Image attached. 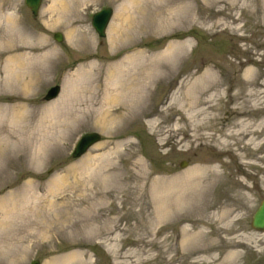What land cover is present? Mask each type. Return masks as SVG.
Returning a JSON list of instances; mask_svg holds the SVG:
<instances>
[{
    "label": "rangeland",
    "instance_id": "1",
    "mask_svg": "<svg viewBox=\"0 0 264 264\" xmlns=\"http://www.w3.org/2000/svg\"><path fill=\"white\" fill-rule=\"evenodd\" d=\"M106 7L100 39L92 17ZM127 58L121 79L157 82L120 112L127 97L108 104L106 87ZM11 59L24 67L8 73ZM208 69L223 91L215 131L238 112L264 116V0H44L37 17L25 0H0V264L262 263L264 233L220 204L241 191L234 157L191 139L171 105ZM87 133L100 140L74 158ZM237 146L243 164H264V145ZM212 161L220 175L202 180Z\"/></svg>",
    "mask_w": 264,
    "mask_h": 264
},
{
    "label": "bare ground",
    "instance_id": "2",
    "mask_svg": "<svg viewBox=\"0 0 264 264\" xmlns=\"http://www.w3.org/2000/svg\"><path fill=\"white\" fill-rule=\"evenodd\" d=\"M234 1L236 4L238 0ZM240 3L244 6L246 5L247 0H240ZM11 18H7V23L10 24L12 22ZM22 57H24V55ZM124 62L125 63H119L116 66L117 68L113 67L109 70V83L106 87V91L108 93V96L106 97L108 104L115 101L117 103L120 101V97H127L122 103V108L118 109L120 112L122 110L131 109L130 96H133L137 91L142 92L143 95L147 94L148 90L152 86L151 83L153 82L155 84L157 82L155 78L152 80V78L149 79L147 76L143 79H139L130 75L127 79H121L124 73V64L128 66L133 64L130 60H128V58ZM9 63L11 66H8V73L12 71L11 68L14 69V67H24V63L22 61L11 59L9 60ZM29 84L30 83L24 82L23 86L26 87ZM221 87L222 84L218 78L215 77V73L209 69L205 70L199 78L193 80L186 87H184L183 91H179V93L177 92V95H173L171 105H177L183 112L186 113V118L189 122L188 129L190 130L189 133L191 135V139H194L195 141L203 139V144L207 147H217L223 155H226V153L232 154L234 157L233 159L238 164V170L248 176L250 174L248 165H251L252 169L260 168L263 161H260L259 158L262 156H249L252 160L249 159L248 162L244 160L243 164V157L241 156V153L238 152V148L235 150L234 147L243 144L245 147L257 149L264 145V116L258 121H255L253 117H244L243 112H238V117L233 124L222 129V133L218 130L215 131L219 116L214 112H216V110L221 106V103L215 104L214 100L222 96L223 91L221 90ZM207 92L209 94L206 98H203V95ZM232 96L234 97V95ZM248 114H251V112L246 113L245 115ZM110 115L111 113L107 111L105 113V119H109ZM257 137L260 139L258 140ZM242 155L248 158V155ZM200 172L202 174V180L212 179L213 176H219L221 173L219 166L214 163L206 164L201 168ZM169 191L170 194L168 198L164 197L167 203L174 200V194L177 193L173 188ZM154 202L155 206L158 205V203L161 206L164 204L163 198L159 200L157 199Z\"/></svg>",
    "mask_w": 264,
    "mask_h": 264
},
{
    "label": "water",
    "instance_id": "3",
    "mask_svg": "<svg viewBox=\"0 0 264 264\" xmlns=\"http://www.w3.org/2000/svg\"><path fill=\"white\" fill-rule=\"evenodd\" d=\"M43 0H25L27 7L31 10L34 16H38ZM113 15V10L110 8H105L100 12L96 13L93 16L92 25L100 38L106 37V31L110 24L111 18ZM55 40L58 43L64 41L62 34H55ZM61 92L60 86L52 87L47 93L45 100L51 101L56 99ZM100 140V135L97 133H90L83 136L80 141L77 143L73 157H79L86 152L93 144L97 143ZM184 165H182L183 167ZM252 227L257 230L264 232V202L255 212ZM32 264H40L38 261L33 262Z\"/></svg>",
    "mask_w": 264,
    "mask_h": 264
},
{
    "label": "flooded vegetation",
    "instance_id": "4",
    "mask_svg": "<svg viewBox=\"0 0 264 264\" xmlns=\"http://www.w3.org/2000/svg\"><path fill=\"white\" fill-rule=\"evenodd\" d=\"M264 164L262 163L260 166V174H255L257 170H250V174L248 176L244 175L242 172L238 171L239 174L242 175L240 179H238V186L241 189V196L236 195V193H240L239 191H233L235 198L226 199L227 195H222L220 200V204L230 205L233 211H245L244 214H249V219L245 220L249 223V226L252 225L253 215L259 206L264 201ZM240 175V176H241ZM244 177V178H243ZM227 179V178H226ZM231 184V183H230ZM223 186L222 183L219 184L218 187ZM226 186V185H225ZM233 187V184H232ZM253 211V213L251 212ZM248 212V213H246ZM240 214V213H238ZM238 214L235 216V222L239 221ZM264 261L262 260V263Z\"/></svg>",
    "mask_w": 264,
    "mask_h": 264
}]
</instances>
